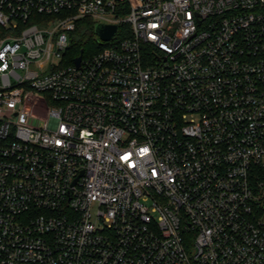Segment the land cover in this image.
Instances as JSON below:
<instances>
[{"label":"built area","instance_id":"obj_1","mask_svg":"<svg viewBox=\"0 0 264 264\" xmlns=\"http://www.w3.org/2000/svg\"><path fill=\"white\" fill-rule=\"evenodd\" d=\"M0 264H264V0H0Z\"/></svg>","mask_w":264,"mask_h":264},{"label":"trees","instance_id":"obj_2","mask_svg":"<svg viewBox=\"0 0 264 264\" xmlns=\"http://www.w3.org/2000/svg\"><path fill=\"white\" fill-rule=\"evenodd\" d=\"M96 25L90 21L80 24L75 36L74 42L72 44L71 60L74 61L80 56L88 55V49L98 46L97 34L95 32ZM98 48V47H97Z\"/></svg>","mask_w":264,"mask_h":264},{"label":"water","instance_id":"obj_3","mask_svg":"<svg viewBox=\"0 0 264 264\" xmlns=\"http://www.w3.org/2000/svg\"><path fill=\"white\" fill-rule=\"evenodd\" d=\"M117 27L116 26H104V25H96L95 32L96 34L104 41H110L114 35L116 34ZM82 57H78L76 59L77 65H80Z\"/></svg>","mask_w":264,"mask_h":264}]
</instances>
